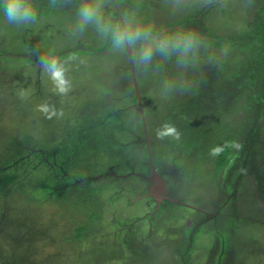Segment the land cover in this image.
Wrapping results in <instances>:
<instances>
[{
  "label": "rangeland",
  "instance_id": "374dc122",
  "mask_svg": "<svg viewBox=\"0 0 264 264\" xmlns=\"http://www.w3.org/2000/svg\"><path fill=\"white\" fill-rule=\"evenodd\" d=\"M27 3L51 11L26 22L0 12L4 263L264 264V0ZM85 4L99 7L108 33L80 27ZM117 26L152 35L116 47ZM152 36L194 43L161 52ZM223 104L233 108L214 115ZM167 117L175 133L161 137ZM229 124L236 140L215 184L211 150ZM189 126L193 141L181 137ZM98 178L107 184L89 197L85 181Z\"/></svg>",
  "mask_w": 264,
  "mask_h": 264
},
{
  "label": "clouds",
  "instance_id": "9594fccd",
  "mask_svg": "<svg viewBox=\"0 0 264 264\" xmlns=\"http://www.w3.org/2000/svg\"><path fill=\"white\" fill-rule=\"evenodd\" d=\"M5 15L9 22H26L29 20L34 21L36 13L30 4L27 3V0H6L5 7ZM80 17V27L83 28L84 25L89 23H96L98 28L104 32L108 33L110 26L103 24L100 14L99 7L92 4H85L81 7L79 11ZM114 35V46L123 47L125 42L129 45L136 42L141 36H151L150 30H141L137 29L135 31L127 30L120 31L117 26L116 29H113ZM152 42L155 48L161 52L167 51L169 46L173 48H183V51L187 53L193 46L194 38L191 36H186L183 39H177L175 43H172L167 40V38H162L160 42L156 43V37L152 36ZM153 54V48L147 47L143 51L144 58L150 59ZM52 78L57 82L58 86H60V90L64 91L65 88L63 85L66 83L64 79V70L61 67H57L55 64L52 65L51 69ZM164 131L159 133L161 137L164 135H173L175 133V129L164 125ZM222 151L221 148L216 147L211 150V154L213 156L218 155Z\"/></svg>",
  "mask_w": 264,
  "mask_h": 264
},
{
  "label": "trees",
  "instance_id": "16d2710c",
  "mask_svg": "<svg viewBox=\"0 0 264 264\" xmlns=\"http://www.w3.org/2000/svg\"><path fill=\"white\" fill-rule=\"evenodd\" d=\"M30 5H31V7L34 9V11L35 12H37V13H40V14H42V13H47L48 11H51L50 10V5H36V4H33V3H29ZM5 7H6V0H0V12L2 11V10H5ZM260 26V25H259ZM254 35H257L256 33H254ZM256 39V38H255ZM133 88V87H132ZM226 92V93H225ZM225 92L223 93L224 95H222V96H220V97H217L220 101L222 100V98H224L223 96H226L227 95V91L225 90ZM132 94H134V98H136V95H135V93L134 92H132ZM247 94V95H246ZM248 95H249V98H248ZM229 97H230V95H228ZM245 96H247V98H248V100L246 101V104H244V110H247V108H248V104H250V102H251V100H253V97H254V95H252V94H250L249 92H247V93H245ZM201 102V101H200ZM202 102L203 103H208V102H211L210 100H208V101H203L202 100ZM230 104V103H229ZM232 104H233V102H232ZM201 105V104H200ZM199 105V106H200ZM205 105V104H204ZM221 107H223V108H220V109H211L212 111H214V115H225V113H226V111H230L233 107L231 106V108H229L230 106H226L225 104H223ZM211 108V107H210ZM202 109H203V111H205L206 109H207V107H206V109H205V107H202ZM186 117V116H185ZM184 117V118H185ZM208 117H211V116H208ZM169 119H170V117H167V120L168 121H166V125H170L169 123ZM186 119V118H185ZM185 119H184V121H185ZM188 122H192V121H189L188 119H186ZM191 129H189V131L188 130H184L182 133H183V135L181 136V137H186V139L189 137L190 139L193 137H191V131L192 130H194V127L192 128L191 126H189ZM129 128H132V126H130ZM223 131H224V133H222V132H220L219 133V135H217V138H216V141L215 142H217V144L218 143H222V145L219 147V148H221L222 149V151L218 154V155H215L212 159H211V163L213 164V169H212V174L210 175V178H211V181L213 182V183H217L218 181H219V177L221 176V175H223V170L225 169L226 170V166L229 164V162H230V159H231V154H232V144L234 143V141L236 140V137H235V135L232 133V126H231V124H229V125H227V127H226V129L224 128L223 129ZM222 133V134H221ZM213 134H214V132H213ZM158 135V134H157ZM191 141H193L192 139H191ZM195 141V140H194ZM73 143H75L76 145H77V143H78V145H80V146H82V141H79V142H75V141H73ZM194 143V142H193ZM189 144V143H188ZM60 146V145H59ZM70 148H72V149H74V150H76L77 148L76 147H73V144H71L70 145ZM69 148V145H64V147L60 150V154H61V156L63 155V154H65V153H68V155L70 156L71 155V157L73 156L72 154H70L69 152H68V150H71ZM66 151V152H65ZM157 153V152H156ZM63 157V156H62ZM63 159H64V157H63ZM68 158H65V160H67ZM32 160H27V162H31ZM35 162V161H34ZM44 163V162H43ZM46 164V163H45ZM32 165L30 164V168L29 169H31V171L33 170V168L31 167ZM35 170H33L32 172H34ZM222 173V174H221ZM106 178H104V179H99L98 178V180H96V181H85V184H86V187H85V191H86V193H87V195L89 196V197H95V190H92L91 191V189L92 188H97V186H98V188L100 187H102L101 188V190L103 189V188H105V187H103L104 186V184L106 183L107 184V181L105 180ZM38 188H41V186H37ZM44 187V186H43ZM100 188H99V190H100ZM99 190H97L96 189V192L97 191H99ZM94 192V193H93ZM15 199H11V197L6 201V203L7 202H9V204L10 203H12L13 201H14ZM8 214H10V213H8ZM19 216H21V215H19ZM19 219H13V220H11L9 223L7 222L6 223V226H5V228H9V230L10 231H12V235H13V233L14 232H16V235H17V232H18V230H19V227L17 228V227H15L17 224H18V221ZM4 222H5V220H4ZM27 223H29L30 224V222L29 221H27ZM86 231V227L85 226H79V227H77L76 228V232H77V235L78 236H81L82 235V233L83 232H85ZM15 235V234H14ZM2 236V235H1ZM18 236H16V238L14 237L13 239H16L17 241L19 240V238H17ZM5 242L6 241H3V238L2 237H0V248H2V246H3V244L2 243H4L5 244ZM6 244H10V242H9V240L7 241V243ZM20 250H21V248H20ZM20 250H19V254H20ZM26 252V251H25ZM21 256V255H20ZM20 259H22L21 260V262L22 263H24L23 261H25V260H27L26 259V255H24V256H22ZM3 261V262H2ZM7 261H8V259H7ZM5 261L2 259V258H0V264H9V261L8 262H6V263H4ZM21 262H19L20 264H22ZM19 263H17L16 262V264H19Z\"/></svg>",
  "mask_w": 264,
  "mask_h": 264
},
{
  "label": "water",
  "instance_id": "95a60500",
  "mask_svg": "<svg viewBox=\"0 0 264 264\" xmlns=\"http://www.w3.org/2000/svg\"><path fill=\"white\" fill-rule=\"evenodd\" d=\"M131 63H132V61H131ZM132 68H133V65H132ZM153 180L155 181V184H154L153 188L157 190L158 189L157 186L158 185L160 186L161 184L158 182L157 173L155 171H153Z\"/></svg>",
  "mask_w": 264,
  "mask_h": 264
},
{
  "label": "flooded vegetation",
  "instance_id": "af4514ba",
  "mask_svg": "<svg viewBox=\"0 0 264 264\" xmlns=\"http://www.w3.org/2000/svg\"><path fill=\"white\" fill-rule=\"evenodd\" d=\"M49 5V4H48ZM36 13V12H35ZM142 177H144V176H142ZM149 192V189L146 191V192H143L144 193V195L143 196H146L147 195V193ZM153 197V196H152ZM154 198V197H153ZM155 199H157V198H155ZM157 202H159L158 200H157ZM157 204V203H156Z\"/></svg>",
  "mask_w": 264,
  "mask_h": 264
}]
</instances>
